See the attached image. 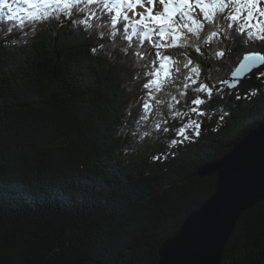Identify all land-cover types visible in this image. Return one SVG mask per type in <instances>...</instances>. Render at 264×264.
<instances>
[{"label": "trees", "instance_id": "obj_1", "mask_svg": "<svg viewBox=\"0 0 264 264\" xmlns=\"http://www.w3.org/2000/svg\"><path fill=\"white\" fill-rule=\"evenodd\" d=\"M103 35L66 29L60 37L41 34L30 47L13 40L0 47V264H158L161 244L216 190V178L196 169L264 123L261 98L242 110V121L214 122L196 144L173 146L182 121L193 120L194 99L185 95L188 106L171 100L176 118L159 109L161 129L145 124L137 133L128 106L141 93L139 58ZM225 37L239 53L247 47ZM193 44L167 50L181 61V87L199 63ZM226 49L220 41L212 55ZM209 56L200 61L210 64ZM259 84L254 75L242 83L247 90ZM60 237L71 248L59 247ZM221 264H264L262 204L240 216Z\"/></svg>", "mask_w": 264, "mask_h": 264}, {"label": "snow or ice", "instance_id": "obj_2", "mask_svg": "<svg viewBox=\"0 0 264 264\" xmlns=\"http://www.w3.org/2000/svg\"><path fill=\"white\" fill-rule=\"evenodd\" d=\"M16 2L27 4L29 9L35 10L26 18L32 23L43 22L53 17L56 13L71 15L74 11H87L85 18L79 21L86 28L93 27L92 21L97 18V13L92 11L91 8H87L86 10L82 6L96 5L104 12L113 13L110 21L113 28L121 21L129 19L127 11L134 10L136 7L144 8V12L134 13V15L139 16V19L134 20L133 24L130 25L131 35H128L126 38L131 41L134 36L139 37L138 43L140 44H143L144 41H152L153 46L158 49L156 58L160 63L155 71L150 73L155 78L144 85L149 90L148 97L154 100L156 104H161L163 101L156 99L153 91L159 93L164 91L168 86L173 85L175 83L174 77L181 71L179 67L181 61L175 60L169 55H164L159 49L166 50L173 47H187L190 41L195 43L196 40L210 44L213 39L226 35V29H234L238 33L246 35L249 40H264V0H16ZM157 2L161 5L160 10L156 9ZM0 9L11 11L7 0H0ZM9 19H12V17H9ZM225 20L228 22L226 27L223 24ZM208 25L213 30H211L210 35H207L206 38H202L201 33L207 31ZM127 31L128 27L126 26L125 32ZM154 37H159V39L154 40ZM196 50L199 52L200 48L197 47ZM135 55L141 60L145 56L144 53L139 51ZM216 55L217 57H223L225 53L224 51H219ZM254 61L264 63V56L255 54L245 55L239 68L233 75H238L240 70L245 68L251 71ZM191 64L192 61L188 60L184 64V68H188ZM193 73L196 74V79L192 78ZM199 75L198 67H192L189 74L184 78L183 89L187 90L191 85L197 84ZM260 75L264 76V73H260ZM188 81H191V85ZM229 86L235 87L236 85L231 84ZM193 91L207 93L209 100L212 97V88L203 83H200L199 87L193 89ZM218 91L222 92L223 89H219ZM186 94V91L180 92V96H185ZM256 94L255 91L251 93L252 96ZM237 99H240V97L237 96ZM171 100L180 103L175 95L171 97ZM206 102V100L198 96L192 102L196 107L191 108L190 111L199 116L206 115L200 109V106ZM168 106L172 108L174 105L169 103ZM143 107L144 114L141 116V120H147L152 108L149 100H145ZM173 115H179V113H174ZM220 119L222 120L223 116ZM164 123H167V121H164ZM193 127V134L198 137L200 135L201 124L195 120H189L177 131V136H182L183 140L173 139L171 144L174 146L178 143H183L185 140H190L191 137L186 133L188 129H192ZM155 129L157 131L161 129V122L156 123ZM163 130L165 132L168 131L167 128ZM149 134L145 132L143 136H148ZM156 159H159V157H156Z\"/></svg>", "mask_w": 264, "mask_h": 264}, {"label": "water", "instance_id": "obj_3", "mask_svg": "<svg viewBox=\"0 0 264 264\" xmlns=\"http://www.w3.org/2000/svg\"><path fill=\"white\" fill-rule=\"evenodd\" d=\"M196 175L215 177L216 190L161 244L158 264H221L240 216L257 204L264 208V124Z\"/></svg>", "mask_w": 264, "mask_h": 264}, {"label": "rangeland", "instance_id": "obj_4", "mask_svg": "<svg viewBox=\"0 0 264 264\" xmlns=\"http://www.w3.org/2000/svg\"><path fill=\"white\" fill-rule=\"evenodd\" d=\"M225 57H232V58H235L236 56L224 55V56L221 58V60H219V61H217V62L213 60V61L211 62V65L209 66V69L207 70V72H204V73L202 74L201 78H204V79L208 80L212 74H218V73L220 72V70L222 69L221 66H222L223 62L225 61ZM228 64H229V63H228ZM229 65H230V64H229ZM226 68H227V69H231V68H228V67H226ZM255 73H256L255 71H252V72H251L252 75H254ZM230 95H231L230 99L227 100V102H228L227 104H228L229 106H231V104H229V102H230L231 99H232V93H230ZM213 105H214L215 108L217 107L216 103H213ZM250 107H251V104H249V103H244V104L241 105V109H242V110H244V109H248V108H250ZM200 108L203 109V108H205V106L202 105V106H200ZM252 111H255V109L252 110ZM240 112H241V111H240ZM247 114H248V113L240 114V115L238 116V118H240L239 120L242 121L244 118H246ZM199 117H200V118H204L205 115H204V116H199ZM235 119H236V118H235ZM233 124H234V123H233ZM236 124H238V121H237ZM234 125H235V124H234ZM59 240H60V241H58V246H59V247H61V248H65V247H66V248H71L70 244H67V245H63V244H62L63 237H60ZM43 253H44V252H43Z\"/></svg>", "mask_w": 264, "mask_h": 264}]
</instances>
